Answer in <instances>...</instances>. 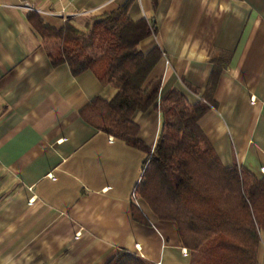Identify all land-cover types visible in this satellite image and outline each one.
I'll list each match as a JSON object with an SVG mask.
<instances>
[{
    "label": "crops",
    "instance_id": "0c3cea01",
    "mask_svg": "<svg viewBox=\"0 0 264 264\" xmlns=\"http://www.w3.org/2000/svg\"><path fill=\"white\" fill-rule=\"evenodd\" d=\"M127 1L132 18L154 25L138 47L160 50L146 78L161 76L159 96L177 87L197 100L210 58L227 57L215 105L198 124L223 164L264 173V0H0V264H104L120 249L155 264H188L176 222L159 218L139 190L132 194L145 150L79 112L114 87L90 69L52 65L27 18L33 9L54 27L69 19L85 28L90 15ZM132 118L152 147L160 111L150 106ZM133 204L146 221L134 217ZM259 236L264 264V230Z\"/></svg>",
    "mask_w": 264,
    "mask_h": 264
},
{
    "label": "trees",
    "instance_id": "16d2710c",
    "mask_svg": "<svg viewBox=\"0 0 264 264\" xmlns=\"http://www.w3.org/2000/svg\"><path fill=\"white\" fill-rule=\"evenodd\" d=\"M127 4L90 15L85 28L69 19L54 27L33 9L27 18L46 39L52 65L66 62L73 74L90 69L101 83L114 87L110 97L96 95L79 112L96 128L145 150L139 194L159 218L176 222L189 250L188 264H260L256 250L264 230V173L256 176L236 162L223 164L198 124L215 105L213 89L227 57L210 58V74L197 100L190 102L177 87L159 96L161 76L146 78L160 50L153 46L142 52L138 47L154 25L144 17L132 18ZM150 106L161 113L152 147L138 137L132 118L134 110ZM132 213L147 220L136 204ZM104 264L155 263L120 249Z\"/></svg>",
    "mask_w": 264,
    "mask_h": 264
},
{
    "label": "built area",
    "instance_id": "2783aa9c",
    "mask_svg": "<svg viewBox=\"0 0 264 264\" xmlns=\"http://www.w3.org/2000/svg\"><path fill=\"white\" fill-rule=\"evenodd\" d=\"M143 172H144V165L142 166L140 177L137 179V181L135 182V184L133 186V193H132L133 195H135V193H138L140 182H141V179L143 177Z\"/></svg>",
    "mask_w": 264,
    "mask_h": 264
}]
</instances>
